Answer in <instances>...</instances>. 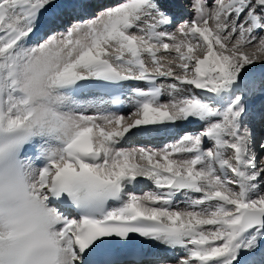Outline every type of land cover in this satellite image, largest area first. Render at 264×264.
<instances>
[{
  "label": "snow or ice",
  "instance_id": "6c2138e0",
  "mask_svg": "<svg viewBox=\"0 0 264 264\" xmlns=\"http://www.w3.org/2000/svg\"><path fill=\"white\" fill-rule=\"evenodd\" d=\"M0 264H264V0H0Z\"/></svg>",
  "mask_w": 264,
  "mask_h": 264
},
{
  "label": "bare ground",
  "instance_id": "6f19581e",
  "mask_svg": "<svg viewBox=\"0 0 264 264\" xmlns=\"http://www.w3.org/2000/svg\"><path fill=\"white\" fill-rule=\"evenodd\" d=\"M125 111H127V109H126ZM188 127H189V126H188ZM189 129L194 130V128H193L192 126H190ZM161 137H164L163 140H167V139H168V137H166V136H161ZM161 137H160V138H161ZM154 142H155V141H154ZM155 146H157V145H155ZM145 186H149V185H145ZM141 189H142V188H140V190H141ZM140 190L138 189V191H140ZM145 247H148V246L145 245ZM159 255L163 256V255H164L163 251H160V252H159Z\"/></svg>",
  "mask_w": 264,
  "mask_h": 264
},
{
  "label": "rangeland",
  "instance_id": "374dc122",
  "mask_svg": "<svg viewBox=\"0 0 264 264\" xmlns=\"http://www.w3.org/2000/svg\"><path fill=\"white\" fill-rule=\"evenodd\" d=\"M161 139H162V141H166V140H163L164 139V137H161ZM155 143V142H154ZM163 143H159V146L160 145H162ZM158 146V145H157ZM144 187V186H143ZM149 190V186H145L143 189H142V191H148Z\"/></svg>",
  "mask_w": 264,
  "mask_h": 264
}]
</instances>
